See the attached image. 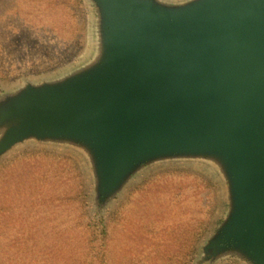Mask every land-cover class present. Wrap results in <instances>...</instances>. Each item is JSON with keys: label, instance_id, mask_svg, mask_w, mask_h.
I'll return each instance as SVG.
<instances>
[{"label": "water", "instance_id": "1", "mask_svg": "<svg viewBox=\"0 0 264 264\" xmlns=\"http://www.w3.org/2000/svg\"><path fill=\"white\" fill-rule=\"evenodd\" d=\"M87 50L0 89V161L83 155L99 211L157 162H202L226 192L196 264H264V0H86Z\"/></svg>", "mask_w": 264, "mask_h": 264}, {"label": "rangeland", "instance_id": "2", "mask_svg": "<svg viewBox=\"0 0 264 264\" xmlns=\"http://www.w3.org/2000/svg\"><path fill=\"white\" fill-rule=\"evenodd\" d=\"M89 24L86 0H0V89L84 55ZM90 173L83 155L49 142L0 161V264H102L97 252L104 264H196L226 209L221 180L202 162L146 166L104 211ZM87 222L98 238L90 244Z\"/></svg>", "mask_w": 264, "mask_h": 264}, {"label": "trees", "instance_id": "3", "mask_svg": "<svg viewBox=\"0 0 264 264\" xmlns=\"http://www.w3.org/2000/svg\"><path fill=\"white\" fill-rule=\"evenodd\" d=\"M86 226H87V228H88V231L90 230V232H89V239H90V240H89V241H90L89 244H90L91 242H96V240H97L98 238H97V236L94 235V233L91 231V228H92V227H91V224L87 222V223H86ZM92 250H93V251H96L97 248H96L95 246L92 245ZM89 256H90L91 258H92V257L94 258V257H95V254H94V253H91ZM96 257L99 258V259L101 260V263H102V264H104V262H103V258H102L103 256H100L98 252L96 253Z\"/></svg>", "mask_w": 264, "mask_h": 264}]
</instances>
